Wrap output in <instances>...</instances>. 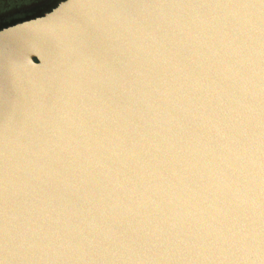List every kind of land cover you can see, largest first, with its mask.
Listing matches in <instances>:
<instances>
[{
  "label": "water",
  "instance_id": "obj_1",
  "mask_svg": "<svg viewBox=\"0 0 264 264\" xmlns=\"http://www.w3.org/2000/svg\"><path fill=\"white\" fill-rule=\"evenodd\" d=\"M20 33L0 264H264V0H61Z\"/></svg>",
  "mask_w": 264,
  "mask_h": 264
},
{
  "label": "flooded vegetation",
  "instance_id": "obj_2",
  "mask_svg": "<svg viewBox=\"0 0 264 264\" xmlns=\"http://www.w3.org/2000/svg\"><path fill=\"white\" fill-rule=\"evenodd\" d=\"M61 0H0V30L44 16Z\"/></svg>",
  "mask_w": 264,
  "mask_h": 264
},
{
  "label": "bare ground",
  "instance_id": "obj_3",
  "mask_svg": "<svg viewBox=\"0 0 264 264\" xmlns=\"http://www.w3.org/2000/svg\"><path fill=\"white\" fill-rule=\"evenodd\" d=\"M33 31H34L33 28H31V29H30V32L32 33ZM24 33H26V31H25ZM24 33L17 34V35H15V36H13V37H7V38H4V39H0V43H1V42H5V40H6V41L9 40L10 43H12V44H17V41L19 40V39H18L19 36H21V35L24 34Z\"/></svg>",
  "mask_w": 264,
  "mask_h": 264
}]
</instances>
